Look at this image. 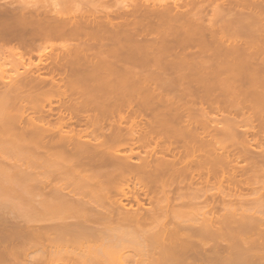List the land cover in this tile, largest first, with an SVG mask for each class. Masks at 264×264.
Masks as SVG:
<instances>
[{"label":"bare ground","instance_id":"obj_1","mask_svg":"<svg viewBox=\"0 0 264 264\" xmlns=\"http://www.w3.org/2000/svg\"><path fill=\"white\" fill-rule=\"evenodd\" d=\"M108 1L0 0V264H264V0Z\"/></svg>","mask_w":264,"mask_h":264},{"label":"rangeland","instance_id":"obj_2","mask_svg":"<svg viewBox=\"0 0 264 264\" xmlns=\"http://www.w3.org/2000/svg\"><path fill=\"white\" fill-rule=\"evenodd\" d=\"M33 1H35V0H33ZM115 1H117V0H110V1H108V2H109L110 5H113V4L116 3ZM109 4H108V5H109ZM36 58H37V57H34L33 59L36 60ZM243 86H244V85H243ZM244 87H245V86H244ZM209 110H210V109H209ZM211 112H212V110H211ZM209 114H211V113L209 112ZM214 114H215V113H214ZM218 115H219V114H218ZM211 116H212V114H211ZM213 116H216V117H217V118H216L217 120H218V119H220V120L222 119V117L217 116V114H215V115H213ZM214 119H215V118H214ZM216 119H215V121H216ZM222 120H223V119H222ZM222 120H221V121H222ZM218 122H219V120H218ZM218 122H217V123H218ZM220 123H221V122H219V125H220ZM221 124H223V121H222ZM220 126H221V125H220ZM221 128H222V127H221ZM262 177H263V176H262ZM262 177H259L260 179L258 178V179H256V180H258V181L260 180V181H261V178H262ZM263 178H264V177H263ZM262 181H264V180L262 179ZM252 182H253V181H252ZM261 183H262V182H261ZM260 185H261V184H260ZM260 185L258 184V186H256L257 188L255 187L256 190L259 189V191H261V189H262L263 186H261V187H260L261 189H260V188H259ZM255 188H254V189H255ZM245 193H247V190H246ZM246 195H247V194H246ZM250 196H251V195H250ZM246 197L249 198L248 196H246ZM252 197H253V195H252ZM262 198H264V197H262ZM249 200H250V199H249ZM248 203H249V201H248ZM248 203L246 202V204H247L246 207L248 206ZM251 203H252V202H251ZM251 203H250V204H251ZM253 203H254V202H253ZM262 203H263V202H262ZM260 204H261V203H260ZM263 204H264V203H263ZM254 205H255V204H254ZM254 205L252 204V207H253ZM255 206H257V205H255ZM248 207L250 208L251 206H248ZM252 207H251V208H252ZM258 208H261V207L258 206ZM258 208L255 207V210H258V211L261 210V211H262V209L259 210ZM218 210H220V209L218 208ZM218 210H216V212H218ZM221 210H222V209H221ZM220 212H221V211H220ZM218 213H219V212H218ZM218 213H216V214H218ZM221 213H223V212H221ZM257 213H258V212H257ZM259 213H260V212H259ZM259 213H258V214H259ZM122 231H125V230L123 229ZM139 233H140V232H139ZM136 234H137L136 236H139V234H138L137 232H136ZM132 235H133V234H130V237H131ZM134 236H135V233H134ZM134 236H133V237H134ZM136 236H135V238H136ZM140 236H141V235H140ZM130 237H129V238H130ZM133 237H132V238H133ZM129 238H126V239H129ZM138 238H139V237H138ZM126 239H125V240H126ZM130 240H131V238H130ZM132 240H133V239H132ZM141 241H142V240H140V243L143 242V241H142V242H141ZM132 242H133V241H132ZM135 242H136V241H135ZM135 242L131 243L132 246H133V244H134ZM138 242H139V241H138ZM138 242H137V243H138ZM137 243L134 244V247H140L139 245H136ZM141 246H142V245H141ZM124 250H125V251H124ZM135 250H136V251H135ZM138 250H139V249L136 248V249H134V252H133V250L130 251V250H128V249H127V250H126V249H123L122 254L124 253V255H122V254L120 255L121 252L118 251V252H119L118 257H119V258L122 257V258H121V261H122L123 264H125V262H126V264H135L136 262H137L136 264H138V263L142 262L141 259H144V258H145V257H144L145 255L143 254L144 256H142V254H140L141 252L138 251ZM128 251H129V252H128ZM126 252H127V253H130V252H131V253H130V255H129V254H125ZM138 252H140V253H138ZM142 252H143V250H142ZM125 255H127V257H126L127 259L124 258ZM128 256H130V258H129ZM141 256H142V257H141ZM115 257H117V256H115ZM118 257H117L116 260H115L116 262L118 261V260H117ZM131 258H132V259H131ZM139 258H140V259H139ZM138 259H139V260H138ZM106 260H108V259H106ZM111 260H112V259H111ZM119 260H120V259H119ZM109 261H110V260H108V262H109ZM115 261H114V262H115ZM139 261H140V262H139ZM143 261H144V260H143ZM105 262H107V261H105ZM116 262H115V263H116ZM119 262H120V261H119ZM119 262H118L117 264H119ZM142 263H144V262H142ZM120 264H121V263H120Z\"/></svg>","mask_w":264,"mask_h":264},{"label":"flooded vegetation","instance_id":"obj_3","mask_svg":"<svg viewBox=\"0 0 264 264\" xmlns=\"http://www.w3.org/2000/svg\"><path fill=\"white\" fill-rule=\"evenodd\" d=\"M34 57H35V56H34ZM34 57H33V58H34ZM33 58H32V59H33ZM33 61H34V62H36V60H35V59H33ZM52 104H54V102H53Z\"/></svg>","mask_w":264,"mask_h":264}]
</instances>
